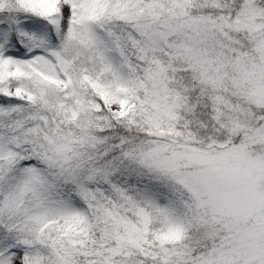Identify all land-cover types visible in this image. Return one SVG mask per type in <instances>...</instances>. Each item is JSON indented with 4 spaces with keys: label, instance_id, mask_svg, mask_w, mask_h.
<instances>
[{
    "label": "snow or ice",
    "instance_id": "obj_1",
    "mask_svg": "<svg viewBox=\"0 0 264 264\" xmlns=\"http://www.w3.org/2000/svg\"><path fill=\"white\" fill-rule=\"evenodd\" d=\"M0 264H264V0H0Z\"/></svg>",
    "mask_w": 264,
    "mask_h": 264
}]
</instances>
